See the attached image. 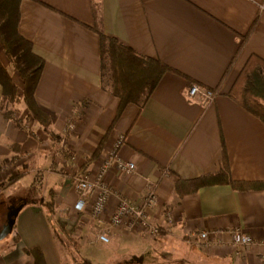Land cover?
Here are the masks:
<instances>
[{"label":"crops","instance_id":"1","mask_svg":"<svg viewBox=\"0 0 264 264\" xmlns=\"http://www.w3.org/2000/svg\"><path fill=\"white\" fill-rule=\"evenodd\" d=\"M93 4L104 35L177 72L161 77L142 108L129 104L117 118V98L101 87ZM18 31L45 63L35 100L51 114L59 140L46 137L21 105L10 107L15 123L0 108V163L9 160L22 176L37 174L41 193L37 202L32 194L20 202L13 232L0 241V264H33L22 252L31 247L45 264L64 263L41 205L50 192L54 217L76 238L79 260L67 264H264V190L217 184L174 191L178 180L217 174L223 152L232 180L264 181V124L227 97L248 58L264 60V0H20ZM0 60L5 64L1 51ZM191 84L213 90V100L189 99ZM69 123L72 130L63 133ZM118 136V157L134 171L107 172L112 194L105 215L120 198L138 204L151 187L157 203L148 216L160 234L113 229L104 244L96 241L89 206L73 210L72 183L94 175ZM10 174L0 171V195ZM19 201L0 203V229L7 208ZM234 230L253 244L231 247L227 233ZM200 231L210 235L205 250L191 242Z\"/></svg>","mask_w":264,"mask_h":264},{"label":"trees","instance_id":"2","mask_svg":"<svg viewBox=\"0 0 264 264\" xmlns=\"http://www.w3.org/2000/svg\"><path fill=\"white\" fill-rule=\"evenodd\" d=\"M19 2L20 0H0V51L6 60L5 64L0 60V108L3 117L15 123L11 118L13 112L10 107L21 104L32 123L46 137L57 141L59 137L50 130L51 114L41 108L35 100V91L45 63L32 52V44L18 31ZM92 13L95 25L91 30L97 35L99 41L101 87L117 98L118 107L115 116L117 118L129 104L142 108L161 77L166 72H177L159 60L141 55L115 38L104 35L96 24L98 8L95 4L92 5ZM227 97L264 124V60L251 55L238 73ZM100 149L101 144L97 146L91 159L98 156ZM89 161L87 160L86 163ZM9 163V160L3 161V164ZM21 176L22 173H11L5 184L12 185ZM36 182L38 184L35 176L34 183ZM34 183L31 192L33 197L39 193V188H36L37 184ZM217 184H227L239 191L264 190V181L246 183L232 180L223 152L221 169L217 174L204 175L190 181L178 180L174 191L183 194ZM41 200V205L48 214V223L55 240L63 246H66L64 239L68 243L71 242L75 253L77 243L71 235L73 230L67 229V225L53 215L55 208L52 193L48 194L47 200ZM22 252L33 259V264H45L38 247L23 248ZM68 256L71 261H75L74 255L68 253Z\"/></svg>","mask_w":264,"mask_h":264},{"label":"built area","instance_id":"3","mask_svg":"<svg viewBox=\"0 0 264 264\" xmlns=\"http://www.w3.org/2000/svg\"><path fill=\"white\" fill-rule=\"evenodd\" d=\"M187 97L197 102H210L215 93L211 89L202 88L191 84L187 91ZM73 125L67 124L63 133L72 130ZM123 142V137L118 136L105 153L92 177H75L72 188L76 194V201L73 205L75 212H82L89 206L90 216L96 229V241L109 243V233L113 229H137L143 231L150 237H157L160 234V227L149 220V211L156 205L157 197L151 187H147L146 193L138 204L131 203L125 198H120L114 211L108 216L105 215L106 205L112 192L105 182V176L111 168L129 174L134 171V164L125 162L118 157L117 150ZM209 233L200 231L190 235L191 242L200 249L208 248ZM231 247H249L253 244L252 238L239 231L227 233ZM261 244V243H260Z\"/></svg>","mask_w":264,"mask_h":264},{"label":"rangeland","instance_id":"4","mask_svg":"<svg viewBox=\"0 0 264 264\" xmlns=\"http://www.w3.org/2000/svg\"><path fill=\"white\" fill-rule=\"evenodd\" d=\"M18 105H21V104H18ZM30 121H31V119H30ZM12 167H13L12 164L0 163V171H2V173H5V172L7 173L9 171H11V173H13V168ZM29 168H30V165L27 166L26 170H28ZM17 170L23 171V168H18ZM35 176H36V179H37V177H38L37 174L26 173L25 175H23L19 179V183L15 184V185L12 184V185H10V187L2 189L1 190V195H0V203L5 204L7 199L14 198L16 196H18L20 198V200H22L23 202H26L31 196V192H32V190L30 191L31 182L35 179ZM44 177H45V175H44ZM41 182H42V180H41ZM35 184H37V182ZM39 184L40 183H38L36 185V188H39ZM43 185L44 186L46 185V181H43ZM40 195H41V193H40V190H39L38 195L35 196V197H37V200L39 199ZM53 215H54V213H53ZM72 237H73V235H72ZM73 239H76V238L73 237ZM64 242H65L66 246L65 245L63 246L62 244H60L57 241V245L59 247L61 255L63 256V262H65V263L73 262V261L70 260V257L68 256V253L74 255L75 262H77L79 260V257L77 255H75V253H74L75 250L73 248L72 243L71 242L70 243L66 242L65 239H64Z\"/></svg>","mask_w":264,"mask_h":264},{"label":"water","instance_id":"5","mask_svg":"<svg viewBox=\"0 0 264 264\" xmlns=\"http://www.w3.org/2000/svg\"><path fill=\"white\" fill-rule=\"evenodd\" d=\"M24 205H25V203H20L18 205L12 204L7 208L6 220L0 229V241L11 234L14 223H15V219H16L18 213L24 207Z\"/></svg>","mask_w":264,"mask_h":264}]
</instances>
